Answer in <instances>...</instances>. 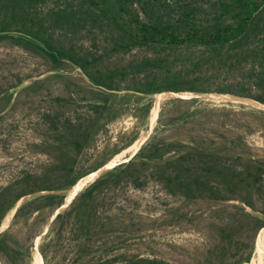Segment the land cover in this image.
<instances>
[{
	"label": "rangeland",
	"instance_id": "1",
	"mask_svg": "<svg viewBox=\"0 0 264 264\" xmlns=\"http://www.w3.org/2000/svg\"><path fill=\"white\" fill-rule=\"evenodd\" d=\"M51 6V3L42 6L39 14L46 16ZM8 36L22 35L11 33ZM93 37L86 32L76 36L64 32L55 34L64 45L76 43L103 57L106 36L95 37L97 47L93 46ZM203 55L199 48H181L175 70L192 69ZM147 57H153V54L145 49L105 56L99 68L126 69L128 76L123 86L132 87L143 80V75H137L134 67ZM55 74L43 59L13 45L10 40L0 45V192L24 176L41 174L50 167L57 158L51 146L60 139L56 127H62L69 120L83 121L95 110L89 99H81L98 96L96 91L101 89L91 84L82 71L71 68L64 71V76ZM38 80L46 81L41 93L24 92ZM117 91L136 90L124 88ZM185 93L192 92L172 93L171 99L153 97L154 107L147 117L142 105L149 99L137 102V95L116 94L119 95L114 106L116 119L106 123L105 129L86 145L80 156L77 170L88 174L60 193L66 198L78 182L98 174L92 183L88 182L89 187L127 164L155 139L179 143L180 147L173 148L171 156L195 149L220 156L231 165L236 164V157H242L245 162L264 161L263 109L249 104L216 102ZM123 95L132 97L121 98ZM57 97H73L76 105L58 103ZM118 156H123V160L113 164ZM86 187L68 205L63 206V201L53 211L50 208L35 210L39 204L37 200L49 194L47 192L19 200L5 216L0 235L8 232L19 243L16 248L20 256L15 261L4 256L0 258V264H125L135 257L172 264H220L226 255L227 264H234L247 257L249 249L246 245L254 237L256 224L238 210L237 207L243 205L236 201L191 202L168 194L151 177L147 178V186L143 189L122 181L119 186L100 193L94 224L99 230L106 225L113 232L79 242L74 239L69 226L60 229L58 217L71 209ZM33 201L35 204L27 207ZM23 207L25 209L20 211ZM244 209L248 214L264 219L262 210ZM222 228L235 233L230 252L224 250L225 242L220 236ZM81 244H86L89 254L83 255L78 250ZM262 256L264 228L257 231L249 263Z\"/></svg>",
	"mask_w": 264,
	"mask_h": 264
},
{
	"label": "trees",
	"instance_id": "2",
	"mask_svg": "<svg viewBox=\"0 0 264 264\" xmlns=\"http://www.w3.org/2000/svg\"><path fill=\"white\" fill-rule=\"evenodd\" d=\"M48 3L52 4L48 14L41 16L39 9ZM57 32L73 36L89 33L94 36V47H97L95 37L105 35V55L100 57L76 43L64 45L55 38ZM11 33L22 36L9 37ZM7 40L43 59L55 76L80 68L91 84L109 90L128 88L151 95L215 92L264 104V0H0V45ZM183 47L202 49L204 55L192 69L177 71V53ZM136 49L153 54L134 67L137 75H143L140 83L123 86L128 76L126 69L99 68L105 56ZM45 85L46 81L38 80L24 92L36 95ZM96 92L98 96L81 99H89L94 112L83 121L69 120L62 127H56L60 139L51 146L57 153L54 163L43 173L26 175L0 192V226L15 204L31 194L49 193L37 200L35 210H55L65 198L60 192L88 174L77 170L80 156L86 145L105 129L106 123L116 119L114 106L119 97L103 90ZM126 96L129 95L121 98ZM137 99V102L145 101L143 97ZM56 100L76 105L73 97ZM151 104L149 99L142 105L146 117ZM178 144L155 139L127 164L95 181L77 196L70 210L59 215L60 229L69 226L79 242L99 237L101 233H112L106 225L99 230L94 224L99 194L119 186L122 181L143 189L149 177L168 194L191 202L236 201L245 208L264 212L260 209V203L264 206V161L245 162L242 157H236V164L231 165L220 156L195 149L171 156L173 148L180 147ZM33 204L34 201L27 207ZM243 206L237 208L244 217L254 221L255 234L246 245L247 257L234 264L250 262L257 231L264 228V219L248 214ZM234 234L220 229L225 252L233 249ZM18 245L8 232L1 234L0 258L7 256L15 261L20 256ZM78 250L83 255L90 253L86 244H81ZM226 256L220 264H227ZM125 264L172 263L135 257Z\"/></svg>",
	"mask_w": 264,
	"mask_h": 264
},
{
	"label": "bare ground",
	"instance_id": "3",
	"mask_svg": "<svg viewBox=\"0 0 264 264\" xmlns=\"http://www.w3.org/2000/svg\"><path fill=\"white\" fill-rule=\"evenodd\" d=\"M187 94V96H197L198 98H205V99H210V100H214L216 102H221V103H227V102H233V103H238V104H249V105H253L256 107H259L261 109L264 110V105L259 104L253 100L247 99V98H243V97H237V96H233V95H222V94H200V93H185ZM197 94V95H196ZM174 96V94H157L155 95V98H160V97H167V98H172ZM123 156H118L115 158V162H113V164H117L120 161L123 160ZM99 173V172H98ZM98 174H93V176H88L86 178H84L83 180H81L80 182H78L71 190H69V193L67 194V199L65 200V204L63 206L68 205L72 199L75 197L76 194H78L80 191H82L89 183H92L96 178H97ZM88 187V186H87ZM86 187V188H87ZM260 247V246H259ZM259 258V257H258ZM249 264H264V256L260 257L259 259H257L255 262H251Z\"/></svg>",
	"mask_w": 264,
	"mask_h": 264
},
{
	"label": "water",
	"instance_id": "4",
	"mask_svg": "<svg viewBox=\"0 0 264 264\" xmlns=\"http://www.w3.org/2000/svg\"><path fill=\"white\" fill-rule=\"evenodd\" d=\"M77 69H79L80 71H82L80 68H77ZM84 74V73H83ZM85 75V74H84ZM86 76V75H85ZM87 77V76H86ZM88 78V77H87ZM93 85H95V84H93ZM95 87H97V88H99V89H101V90H103V91H106V92H109V93H112V94H127V93H131V94H134V95H137L138 97H143V98H147V99H152L153 97H155V95H157V94H154V95H151V94H146V93H142V92H138V91H117V90H109V89H107V88H105V87H103V86H100V85H95ZM180 93V92H179ZM160 94H162V93H160ZM176 94V93H175ZM202 94H206V93H202ZM208 94H211V93H208ZM215 94H220V93H215ZM222 95H224V94H222ZM225 95H229V94H225ZM238 97V96H237ZM247 99H249V98H247ZM250 100H253V99H250ZM253 101H255V100H253ZM255 102H257V101H255ZM257 103H259V104H262V103H260V102H257ZM154 104H153V102H152V108H151V110H150V112H152V109H153V106ZM262 105H264V104H262ZM132 158H130V160H131ZM129 160V161H130ZM67 198V197H66ZM66 198H65V200H66ZM65 200H64V202H65Z\"/></svg>",
	"mask_w": 264,
	"mask_h": 264
}]
</instances>
